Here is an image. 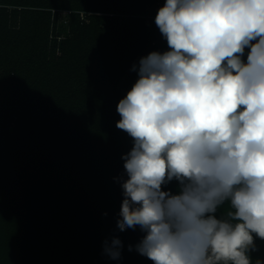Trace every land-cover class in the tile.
I'll return each instance as SVG.
<instances>
[{"label":"trees","instance_id":"1","mask_svg":"<svg viewBox=\"0 0 264 264\" xmlns=\"http://www.w3.org/2000/svg\"><path fill=\"white\" fill-rule=\"evenodd\" d=\"M165 3L0 0V264H154L128 250L139 227H116L114 177L133 146L117 105L138 78L133 64L168 50L155 24ZM113 235L119 260L103 254ZM253 241L251 264H264V240Z\"/></svg>","mask_w":264,"mask_h":264},{"label":"clouds","instance_id":"2","mask_svg":"<svg viewBox=\"0 0 264 264\" xmlns=\"http://www.w3.org/2000/svg\"><path fill=\"white\" fill-rule=\"evenodd\" d=\"M155 24L168 50L133 64L117 105L133 146L114 177L116 227H139L128 250L154 264H251L253 234L264 240V0H166ZM123 247L113 235L103 254Z\"/></svg>","mask_w":264,"mask_h":264},{"label":"rangeland","instance_id":"3","mask_svg":"<svg viewBox=\"0 0 264 264\" xmlns=\"http://www.w3.org/2000/svg\"><path fill=\"white\" fill-rule=\"evenodd\" d=\"M64 21H67L68 22V17H67V19L64 16L61 17V20L59 22L60 27H62V26L63 27H66L67 24ZM60 34H62V36H64L65 35V32L64 31L63 32L60 31Z\"/></svg>","mask_w":264,"mask_h":264},{"label":"built area","instance_id":"4","mask_svg":"<svg viewBox=\"0 0 264 264\" xmlns=\"http://www.w3.org/2000/svg\"><path fill=\"white\" fill-rule=\"evenodd\" d=\"M62 16L67 17V16H69V14H63Z\"/></svg>","mask_w":264,"mask_h":264}]
</instances>
